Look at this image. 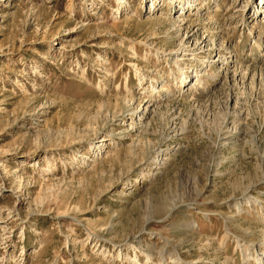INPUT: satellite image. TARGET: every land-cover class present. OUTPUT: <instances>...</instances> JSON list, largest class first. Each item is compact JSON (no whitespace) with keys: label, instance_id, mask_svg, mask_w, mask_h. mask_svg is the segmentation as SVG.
Returning <instances> with one entry per match:
<instances>
[{"label":"rangeland","instance_id":"1","mask_svg":"<svg viewBox=\"0 0 264 264\" xmlns=\"http://www.w3.org/2000/svg\"><path fill=\"white\" fill-rule=\"evenodd\" d=\"M0 264H264V0H0Z\"/></svg>","mask_w":264,"mask_h":264}]
</instances>
